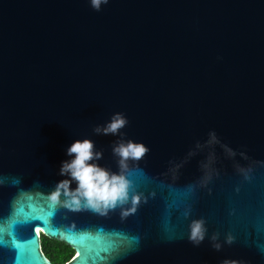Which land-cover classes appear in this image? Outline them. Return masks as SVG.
Returning a JSON list of instances; mask_svg holds the SVG:
<instances>
[{
	"label": "water",
	"instance_id": "95a60500",
	"mask_svg": "<svg viewBox=\"0 0 264 264\" xmlns=\"http://www.w3.org/2000/svg\"><path fill=\"white\" fill-rule=\"evenodd\" d=\"M86 138L116 173V145L149 149L135 212L51 201ZM42 237L67 264H264V0H0V264H53Z\"/></svg>",
	"mask_w": 264,
	"mask_h": 264
},
{
	"label": "clouds",
	"instance_id": "9594fccd",
	"mask_svg": "<svg viewBox=\"0 0 264 264\" xmlns=\"http://www.w3.org/2000/svg\"><path fill=\"white\" fill-rule=\"evenodd\" d=\"M108 0H90L91 7L99 11L102 4H107ZM127 124L126 117L117 113L106 126L96 127V133L117 134L118 130ZM149 149L142 143L129 141L119 143L113 148L114 155L120 158L121 171L112 172L110 169L102 167L94 162L101 158L102 153L95 150L94 141L91 139H77L67 148V156L70 159L62 162L60 175L67 176L59 182L56 190L51 194L53 203L62 204L70 210L80 211L91 210L101 215H107L117 207L122 208V215L127 216L129 212H135L136 206L141 202L142 194L131 192V181L127 179V161L131 158L139 160ZM76 184L72 188V183ZM63 197V199H61ZM131 202V207L124 209L122 206ZM189 239L198 245L206 234L205 221L194 219L190 225ZM231 237L226 242L231 243ZM217 249L221 247L219 243L214 245ZM226 264H237V262H226Z\"/></svg>",
	"mask_w": 264,
	"mask_h": 264
},
{
	"label": "trees",
	"instance_id": "16d2710c",
	"mask_svg": "<svg viewBox=\"0 0 264 264\" xmlns=\"http://www.w3.org/2000/svg\"><path fill=\"white\" fill-rule=\"evenodd\" d=\"M42 248L46 257L53 264H67L76 255L75 251L65 244L42 237Z\"/></svg>",
	"mask_w": 264,
	"mask_h": 264
},
{
	"label": "snow or ice",
	"instance_id": "6c2138e0",
	"mask_svg": "<svg viewBox=\"0 0 264 264\" xmlns=\"http://www.w3.org/2000/svg\"><path fill=\"white\" fill-rule=\"evenodd\" d=\"M35 231L37 232V234H39L40 231H41V229H40L39 227H37V228L35 229Z\"/></svg>",
	"mask_w": 264,
	"mask_h": 264
},
{
	"label": "rangeland",
	"instance_id": "374dc122",
	"mask_svg": "<svg viewBox=\"0 0 264 264\" xmlns=\"http://www.w3.org/2000/svg\"><path fill=\"white\" fill-rule=\"evenodd\" d=\"M75 257H76V255H75ZM75 257H74V258H75Z\"/></svg>",
	"mask_w": 264,
	"mask_h": 264
}]
</instances>
